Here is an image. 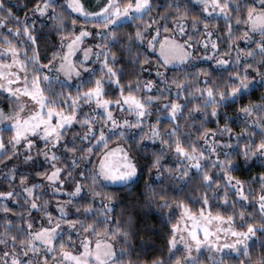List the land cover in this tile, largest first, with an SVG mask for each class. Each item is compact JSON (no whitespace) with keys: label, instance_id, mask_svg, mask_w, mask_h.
<instances>
[{"label":"snow or ice","instance_id":"obj_1","mask_svg":"<svg viewBox=\"0 0 264 264\" xmlns=\"http://www.w3.org/2000/svg\"><path fill=\"white\" fill-rule=\"evenodd\" d=\"M8 2L0 0V92L11 101L7 111L0 107V126L11 133L0 132V264H202L204 249L224 248L239 264H264V250L250 251L248 243L264 232V172L247 189L233 175L241 163L264 159V93L238 105L239 133L230 117L223 125L217 119L216 129L205 126L221 106L264 87V0H199L198 15L184 0H35L23 18ZM35 14L58 37L43 57ZM122 21L138 23L120 36ZM199 53L218 66V79L196 66ZM185 120L192 123L185 127ZM125 140L158 142L141 195L149 208L172 209L170 218L179 209L167 259L133 261L125 246L134 213L123 223L110 215L117 205L106 189L139 180ZM41 156L47 168L22 171L16 163L35 165ZM197 178L233 213L214 212L207 192L189 197L201 205L195 210L172 195ZM234 216L242 227L246 217L253 222L236 230Z\"/></svg>","mask_w":264,"mask_h":264},{"label":"trees","instance_id":"obj_2","mask_svg":"<svg viewBox=\"0 0 264 264\" xmlns=\"http://www.w3.org/2000/svg\"><path fill=\"white\" fill-rule=\"evenodd\" d=\"M99 0H90V5L94 6L98 3ZM157 3H163L164 0H156ZM187 6L191 9L190 15H198L199 14V1L197 0H184ZM242 2V0H241ZM35 0H9L8 7H11L14 14L23 18L26 13H31V9ZM159 11V9H156ZM42 19L36 20L37 26V36L39 37L40 46L42 47L43 51L41 52V56L49 55L53 49L58 45V37L57 34L50 30L47 24L41 23ZM138 23L132 22L129 23L127 21H122V28L119 31V35L123 36L125 33H128L133 30L134 24ZM217 26L220 27L221 32H223V25L224 21L222 19L216 21ZM113 51L117 52L119 55V49L114 48ZM152 55H156L154 53H150ZM194 63L197 67H206L212 71L213 78H219V71L218 67H214L210 63L200 62L197 61ZM216 70V71H213ZM232 71V69H229ZM98 74V73H97ZM226 75V74H225ZM85 78H87V74L85 73ZM259 77H257V81ZM75 85V82H73ZM264 93V87H256L254 90H251V93L245 99L237 102L236 104H226L221 106L218 109L219 117L214 118L209 116L208 123L205 125L208 128L216 129L217 128V119H219V124L223 125L226 122V119L230 117L231 119H227V123L230 127H232L233 131L239 133L241 128L243 127L242 124L238 120L235 119L236 117V109L240 103H247L249 100H258L260 95ZM183 102V101H181ZM199 101H197L198 103ZM11 103L10 101L5 99V96L0 93V107H4L7 111V105ZM191 107V105H189ZM187 113V110H185ZM210 111V108L208 109ZM226 114V116H225ZM200 122L199 116L196 118V123ZM192 121L185 120L183 124L187 127L191 124ZM239 125V126H238ZM164 126H169L167 121H164ZM0 132H3L5 136L11 135L7 131V128L0 127ZM224 139H228V135L225 134ZM233 141L235 137L232 138ZM115 143V142H114ZM125 146H131V155L134 156L136 159L138 166L140 167V174L139 180L135 183L130 184L129 186H110L106 191L114 193L113 203L116 204V208L114 212L110 213L111 216L119 217L121 222H126L129 219V212H133L134 214L131 217L132 221V229L131 236H130V247L129 251L131 253V258L133 261H144V260H151L157 256H163L167 259V240L170 236V226L172 223H175L176 219L179 217V209H176V214L173 217H169L168 213L172 211V209H157L155 206L151 208L147 207L145 204V198L141 195V193L146 191L145 185L149 183L154 175V170L152 173L149 172V165L150 159L154 151H158L159 145L158 142H148L143 141L141 142L143 146L140 145H133L131 140L124 141ZM112 146V145H110ZM227 149H225L226 151ZM224 157L221 156V159ZM35 159V165L31 161H25L21 163L20 160L16 161L17 165L20 167L22 171H32V168L35 166H40V168H47L39 158ZM243 157L237 158V161H242ZM5 163H8L5 161ZM11 166V165H9ZM4 165L0 164V169H3ZM264 172V159H259L257 157H253L250 160L243 162L240 164L239 170L234 171L233 175L236 176L238 179L245 181V187L247 188H255L256 186L250 183L254 177H256L259 173ZM29 180H32V177H29ZM172 183V181H169ZM223 183V181H222ZM6 184V182H5ZM163 186V185H161ZM207 192L209 196V204L213 207V211L215 212L217 209L221 211L224 215L232 214L234 209L231 205H223V201L220 198L215 196V192L213 189H206L201 186V181L197 179H193L190 184L184 187V191L179 193L178 195L172 193V195L176 199H184L188 202L193 209L199 208L200 204H191V200L198 199L201 193ZM224 189H220L221 196L223 195ZM230 200H236L237 197L233 195L231 191L228 193ZM49 198V196H48ZM50 200L52 198H49ZM249 202H245L247 204ZM129 205H135L134 208L129 207ZM127 209V211H125ZM241 209V204L237 203L235 205V211L238 212ZM246 212H252V215L256 217V222L259 223V216L258 213L254 212L251 208H246ZM252 219H248L246 217L245 224L241 225L239 216H234V223L233 226L237 230H244L246 228L247 223H252ZM2 230V229H0ZM250 251L252 249V245H255V251L264 250L261 248V245H264V232H257L256 235L249 243ZM227 264H239L236 256L227 258Z\"/></svg>","mask_w":264,"mask_h":264},{"label":"rangeland","instance_id":"obj_3","mask_svg":"<svg viewBox=\"0 0 264 264\" xmlns=\"http://www.w3.org/2000/svg\"><path fill=\"white\" fill-rule=\"evenodd\" d=\"M197 1H199V0H197ZM37 17H38V14H35V16H34L33 18H36V20L43 19V18H37ZM150 53H151V52H150ZM154 54L158 55V53H154ZM199 55L201 56V59H200V60H197V61L205 62V63H210V64H212L214 67H218L217 65H215V63H214L213 61H209V60H207L206 58H204V57H203V53H199ZM197 61H195V62H197ZM0 93L3 94L4 96H6V94H4V93H2V92H0ZM10 102H11V101H10ZM0 127L6 128V126H0ZM224 138H225V137H224ZM148 142H152V141H148ZM112 146H114V145H112ZM40 161H41L45 166L48 167V163H47V161L45 160V158H44L43 156L40 157ZM70 185H71V180H70V179L66 180V187H67V186H70ZM112 186H119V185H112ZM48 191H49V194H50V193H51V189H49ZM49 198H52V196L49 195ZM63 198H64V196H63V194H61V199H63ZM52 199H53V198H52ZM52 199H51V200H52ZM225 226H226V225H225ZM233 227H234V226H233ZM245 229H246V228H245ZM236 230H237V229H236ZM221 235H223V234H221ZM232 239H234V237H228V238H226L225 240L220 241V243H230ZM252 239H253V237H251V238L248 240V243H250V241H251ZM230 252H231V254H228V253H230ZM210 255L213 256V257L220 258V259H221V264H227V258H229V257H233V256H236V253H235L233 250H230V249H228V248H224V249H222V251L219 252V253H217V252L215 251V249H212L211 252H209L208 249H204V254L201 255V257H200V260H201L202 264H213V260L209 259V256H210Z\"/></svg>","mask_w":264,"mask_h":264}]
</instances>
